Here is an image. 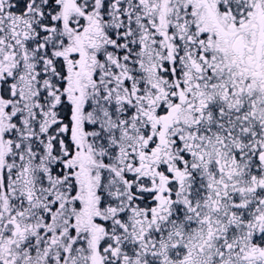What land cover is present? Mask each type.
Masks as SVG:
<instances>
[{
    "label": "snow or ice",
    "instance_id": "6c2138e0",
    "mask_svg": "<svg viewBox=\"0 0 264 264\" xmlns=\"http://www.w3.org/2000/svg\"><path fill=\"white\" fill-rule=\"evenodd\" d=\"M0 264H264V0H0Z\"/></svg>",
    "mask_w": 264,
    "mask_h": 264
}]
</instances>
